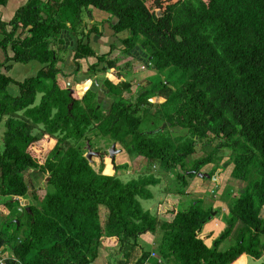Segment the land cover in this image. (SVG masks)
Here are the masks:
<instances>
[{
	"label": "trees",
	"instance_id": "obj_1",
	"mask_svg": "<svg viewBox=\"0 0 264 264\" xmlns=\"http://www.w3.org/2000/svg\"><path fill=\"white\" fill-rule=\"evenodd\" d=\"M84 12L100 16L108 35ZM0 51V264H101L102 246L121 253L110 264H129L136 249L133 264L260 258L264 0H23L8 21L0 16ZM14 63L37 69L18 81L8 74ZM152 65L166 75L131 93V66ZM91 133L145 169L124 181L115 170L126 161L109 156L108 172L94 168L84 151ZM196 142L203 154L191 159ZM223 151L231 176L245 184L221 195L230 217L217 231L200 199L178 205L190 171L220 163ZM25 172L44 179L41 197ZM169 174L163 203L145 210L140 199ZM234 225L235 244L218 250ZM145 231L160 235L155 244L142 240Z\"/></svg>",
	"mask_w": 264,
	"mask_h": 264
},
{
	"label": "rangeland",
	"instance_id": "obj_2",
	"mask_svg": "<svg viewBox=\"0 0 264 264\" xmlns=\"http://www.w3.org/2000/svg\"><path fill=\"white\" fill-rule=\"evenodd\" d=\"M83 18L87 21L90 20L91 22L94 21L93 18L94 16H90L88 15V13H83ZM98 16V15H97ZM98 19L101 20V17H96ZM91 22H87V25L90 26L92 23ZM98 26L101 27L102 23H100V21H98L97 23ZM106 28L108 29V25H106ZM101 30L103 31V33L107 34V31L105 30L104 25L102 26ZM105 36V35H104ZM105 36V37H106ZM139 53V50L137 49L135 54ZM120 54V53H119ZM125 56V55H124ZM67 59V63H69L70 58L66 57ZM122 58V57H121ZM125 59L122 61L124 62ZM23 63H16L14 64V66L9 70L8 74L13 77L16 80H22L23 78L32 75V73H34L35 71V66H32V72L28 73L29 67L26 65H22ZM146 64V63H145ZM133 65V64H132ZM73 65L71 64V66H68L67 69H65V71H71L70 68ZM152 67V66H151ZM139 67L136 66V68L134 69H138ZM133 67L131 66V71H129V75L126 76V78H128L131 82H132V90L131 93L134 92V90L136 89V86H140L145 84L146 82V78H150L152 80H155L157 77H161L162 75H166L165 71L168 69H166L164 72L159 73L161 71L155 70L153 67L151 68H145L144 70L140 71V72H135ZM82 70V69H81ZM79 71V75H83L82 73H84L83 77H85V72L83 71ZM176 76H172L171 80H176ZM129 95L128 93H126V96ZM40 94H37L36 97V101L39 100ZM99 100L103 101V105H108L109 103V99L106 98V96L104 95L102 90H99ZM3 129V126H0V131ZM90 141L86 142L88 143V146L85 148V154L87 153L90 157V161L91 164L93 165L94 168H98L99 166L102 167V171L103 172H108V166H109V153H108V149L110 148V144L107 143V141L105 139H103L102 137H100V135H97L95 133H91L90 134ZM119 147V146H118ZM117 145L115 150H113V156L115 163H122L124 161L127 162L128 167L126 168H120L119 170H115V174L121 178L122 180L126 181L129 180L130 178H133L137 175V172L142 171L143 169H145L144 165V160L140 161L137 159H128V157L126 156L125 152H120L119 150H116ZM226 153V154H225ZM203 154V151L201 150V143L200 142H196L195 144V152L191 155V159H194L196 157H199ZM123 155V156H121ZM228 156V152L223 151V158L222 161L217 164V167H220L223 163L226 162ZM133 157V156H131ZM130 158V157H129ZM129 162V163H128ZM214 164H206L201 168V171H209L211 173L214 172L213 168L211 169V166H213ZM215 166V165H214ZM230 170H231V166L230 164L226 163L225 167L222 168L220 171L221 173L218 174L219 177V182H218V188L215 190V192L213 191V187L214 185H217V183H215L214 181H210L208 179H202V177L193 174L192 177H188L189 180V184L186 188V194L182 195L180 197V201H179V205L178 208L179 209H184L188 206L189 201L191 200H196V199H200L201 204H203L205 207H210V210L212 211V215L210 218H214V220H217L218 222H223V223H219L220 225L217 227V231H223L224 230V226L227 222V219H229L230 215L228 213V209L227 207L223 204L221 205V198H225L228 200V196L225 195V197L221 196L222 194L224 195V190L227 185L233 186L234 190H233V195H236V190L237 188H242V186L245 184L244 181H241L239 179H237L238 181H235L234 179L230 178ZM153 171V170H152ZM219 171V172H220ZM154 172V171H153ZM28 185H29V191H33V189L36 190V193L39 195V197H41L44 193L43 186H44V179H42V177H40V175L36 174H29L28 172L23 173ZM170 176L167 177H162L161 176V182L159 184H155V185H150L149 189L152 192V196L150 198H142L140 199V203L141 206L145 209L150 211L151 213H155L158 209V206L160 205V203L162 202V200L165 198V196L167 195V191L166 188L171 189L173 186V181L172 174H169ZM166 179H169L170 181H167ZM238 184L239 186H236ZM228 188V186H227ZM231 189H230V194H231ZM31 194L27 193V195L25 196L26 199L31 200ZM23 198V199H25ZM21 199L20 203L23 204L26 201ZM33 202V201H32ZM35 204L38 205L39 201H34ZM163 203V202H162ZM20 206H18L17 208H19ZM25 207V206H24ZM224 207V208H223ZM101 212L103 213L104 210H101ZM261 216H264V206L261 209ZM213 216V217H212ZM3 217L2 213L0 212V219ZM263 221H264V217H263ZM228 225V224H226ZM234 229V230H232ZM232 233L234 234L235 226L232 227ZM160 235H154L148 231H145V233H143L141 235L142 240L147 241L148 243L151 244H155L154 241H156V238L159 237ZM221 236V234H220ZM262 240L264 241V235L262 236ZM235 244V237L232 235H228L226 237H224L223 239H220L218 244H217V249L218 250H225L230 246H233ZM143 248H150L149 245H145L143 246ZM116 250V248H115ZM3 254L4 255H10V251L8 249H6L5 247H3ZM116 254V253H115ZM114 254V255H115ZM139 255V249H136L134 251V253L132 254V256L129 259V264H133L135 261V258L138 257ZM117 258L122 259L121 253L118 251ZM115 257V258H116ZM114 258V257H112ZM114 258V259H115ZM2 261V260H1ZM243 264H264V250L261 253L260 258L258 259H254L251 256H246L245 258H243ZM95 262H100V259L95 260ZM145 264H151V260L145 262Z\"/></svg>",
	"mask_w": 264,
	"mask_h": 264
},
{
	"label": "crops",
	"instance_id": "obj_3",
	"mask_svg": "<svg viewBox=\"0 0 264 264\" xmlns=\"http://www.w3.org/2000/svg\"><path fill=\"white\" fill-rule=\"evenodd\" d=\"M23 3V0H7L6 1V4L4 6H0V16L2 17L3 20L5 21H8L12 16L13 14L15 13V10ZM94 17L93 18H90V19H93L94 21H97V14L95 13L93 15ZM85 20V19H84ZM86 21V20H85ZM90 21V20H89ZM104 24L101 25V27L99 26L100 30L102 28ZM0 56H1V51H0ZM16 64V63H14ZM14 64L12 65V67L14 66ZM22 65H26L29 67V70H28V73L32 72V66H35V71L37 69V64L36 63H23ZM11 67V68H12ZM34 71V73H35ZM9 72V71H8ZM33 74V73H32ZM13 78V77H12ZM14 79V78H13ZM16 80V79H15ZM103 91V90H102ZM215 192V191H214ZM221 205H225L227 207V205L221 201ZM208 208V207H207ZM224 208V207H223ZM212 212V211H211ZM217 221V220H216ZM220 223H223L222 221ZM224 224V223H223ZM116 248V250H115ZM117 252H118V248L117 247H114V248H107V247H101L100 250H99V254H98V257L97 259H100V262L98 263H101V264H110V263H116V260H118L119 258L116 257L117 255ZM116 253V254H115ZM115 254V255H114ZM112 257H116L115 259L112 258Z\"/></svg>",
	"mask_w": 264,
	"mask_h": 264
},
{
	"label": "flooded vegetation",
	"instance_id": "obj_4",
	"mask_svg": "<svg viewBox=\"0 0 264 264\" xmlns=\"http://www.w3.org/2000/svg\"><path fill=\"white\" fill-rule=\"evenodd\" d=\"M127 79H128V78H127ZM128 80H129V79H128ZM99 88H100V89H103L102 86H100ZM140 88H141V86H136V89H140ZM136 89H135V90H136ZM103 93H104V91H103ZM104 95H105V93H104ZM105 96H106V95H105ZM98 97H99V93H98ZM106 98L110 100L109 97L106 96ZM98 100H99V98H98ZM102 102H103V101H102ZM109 103H110V102H109ZM113 158H114V157H113ZM208 164H214V165H215V166H214V165L211 166V169H212V168H215V169L217 168V164H215V163H208ZM218 164H219V163H218ZM205 165H206V164H205ZM203 166H204V165H203ZM203 166H201V167H200L199 169H197V170H196V169H192L190 172H192L193 174L198 175V176H199L198 173L201 172V173L203 174V175L200 176V177H202V179H205V180L208 179V180L212 181V180H211V175H212L213 173H211V172H209V171H204V170H203V172H202V171H201V168H202ZM223 168H224V167H223ZM214 171H215V170H214ZM220 173H221V171L219 172V174H220ZM207 174H208L209 176H208ZM230 178L234 179L235 181H238L236 178H234L233 176H231V172H230ZM214 182H215V181H214ZM215 183H216V182H215ZM235 185H236V184H235ZM215 186H216V185H214L213 189L215 188ZM227 186H230V185H227ZM227 186H225V187H226L225 189L223 188V190H224V194L229 193V192H230V189H231V190H232V191H231V194H230V193H229V194H230V196H232V195H233L234 187H233V186H230V188H228V191H226ZM236 186H239V185L237 184ZM217 188H218V187H217ZM217 188H216V189H217ZM216 189H215V190H216ZM237 189H240V187L237 188ZM215 190H214V191H215ZM224 203L226 204V201H224ZM263 206H264V205H263ZM263 206H262V207H263ZM210 212H211V210H210ZM260 216H261V215H260ZM210 217H211V216H210ZM212 217H213V216H212ZM261 217H264V216H261ZM209 219H210V218H209ZM226 223H227V222H226ZM225 225H226V224H225ZM234 226H235V225H234ZM232 230H234V229H232ZM232 230H231V232H232ZM231 235H233V233H232ZM263 250H264V249H263Z\"/></svg>",
	"mask_w": 264,
	"mask_h": 264
},
{
	"label": "water",
	"instance_id": "obj_5",
	"mask_svg": "<svg viewBox=\"0 0 264 264\" xmlns=\"http://www.w3.org/2000/svg\"><path fill=\"white\" fill-rule=\"evenodd\" d=\"M149 59H150V57H149ZM152 67L154 68L155 66H153L152 65ZM165 124L166 123H162L161 124V127L163 128L164 126H165ZM113 150H115V146H114V144H112L111 146H110V148L108 149V153H109V156L111 157V159H113ZM88 159H90V157H89V155L87 154V156H86ZM226 163L227 162H225V163H223L220 167H217L216 169H215V171L213 172V174L211 175V180L212 181H215L216 183H217V185L215 186V188L213 189V191L218 187V182H219V177H218V174H219V171L223 168V167H225V165H226ZM199 174V176H201V175H203L201 172H199L198 173ZM208 175V174H207ZM209 176V175H208ZM241 191H243L242 189H241ZM26 210H28L29 211V207L28 206H25L24 207ZM19 209H21V207H19ZM212 215V212L210 213V216ZM210 216L208 217V218H210ZM15 221H16V223H18V220L17 219H15Z\"/></svg>",
	"mask_w": 264,
	"mask_h": 264
},
{
	"label": "built area",
	"instance_id": "obj_6",
	"mask_svg": "<svg viewBox=\"0 0 264 264\" xmlns=\"http://www.w3.org/2000/svg\"><path fill=\"white\" fill-rule=\"evenodd\" d=\"M0 263H2V261H0Z\"/></svg>",
	"mask_w": 264,
	"mask_h": 264
}]
</instances>
